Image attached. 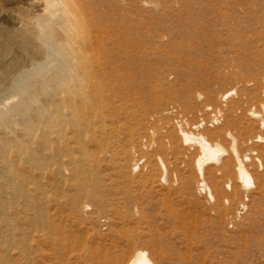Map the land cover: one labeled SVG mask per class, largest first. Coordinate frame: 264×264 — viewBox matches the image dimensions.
<instances>
[{
	"label": "rangeland",
	"instance_id": "1",
	"mask_svg": "<svg viewBox=\"0 0 264 264\" xmlns=\"http://www.w3.org/2000/svg\"><path fill=\"white\" fill-rule=\"evenodd\" d=\"M70 3L87 66L104 69L87 77L103 91L102 126L79 178L7 189L0 264H128L137 249L153 264H264V0ZM182 128L227 148L205 177ZM42 191L51 231L38 224Z\"/></svg>",
	"mask_w": 264,
	"mask_h": 264
},
{
	"label": "bare ground",
	"instance_id": "2",
	"mask_svg": "<svg viewBox=\"0 0 264 264\" xmlns=\"http://www.w3.org/2000/svg\"><path fill=\"white\" fill-rule=\"evenodd\" d=\"M23 1L0 0V207L4 214V195L15 183L23 184L31 177L42 183L76 178L77 163L87 160V135L93 131L92 136H96L95 126L100 128L103 118V91L99 87L88 90L87 77L92 74L99 81L104 69L99 73L84 60L88 47L84 40H75L76 21L70 0H27L25 5ZM232 93L227 91L223 98ZM250 114L257 117L260 112L253 109ZM181 133L186 143L199 145L196 163L205 177L206 165L220 162L227 148L201 133L183 128ZM227 134L238 177L249 189L254 181L244 162L249 157L241 155L237 137L230 131ZM258 139L264 136L258 135ZM162 165L167 173L164 161ZM207 185L205 180L200 183L202 190ZM93 193L91 190L83 195ZM13 197L17 200L16 194ZM45 198L40 199L38 224L41 231H51ZM128 264L153 263L147 250L137 249Z\"/></svg>",
	"mask_w": 264,
	"mask_h": 264
}]
</instances>
